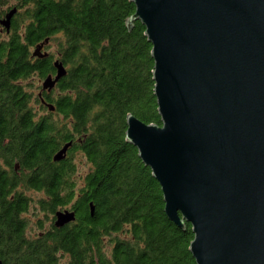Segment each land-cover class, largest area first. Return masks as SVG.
Returning <instances> with one entry per match:
<instances>
[{
    "label": "trees",
    "instance_id": "trees-1",
    "mask_svg": "<svg viewBox=\"0 0 264 264\" xmlns=\"http://www.w3.org/2000/svg\"><path fill=\"white\" fill-rule=\"evenodd\" d=\"M13 7L9 28L0 23L2 264H196L191 225L167 217L158 181L125 139L128 113L161 124L152 44L139 19L126 25L133 1L0 0V18ZM46 38L47 55L33 56ZM56 58L66 74L43 90ZM28 192L46 214L82 193L76 221L27 236L19 213Z\"/></svg>",
    "mask_w": 264,
    "mask_h": 264
},
{
    "label": "water",
    "instance_id": "water-1",
    "mask_svg": "<svg viewBox=\"0 0 264 264\" xmlns=\"http://www.w3.org/2000/svg\"><path fill=\"white\" fill-rule=\"evenodd\" d=\"M132 1L126 25L139 19L152 44L161 124L128 113L125 139L158 181L167 217L191 225L196 264H264V0ZM14 11L0 18L6 29ZM47 41L32 55H47ZM53 66L43 90L66 74L58 58ZM73 219L55 211L56 226Z\"/></svg>",
    "mask_w": 264,
    "mask_h": 264
},
{
    "label": "flooded vegetation",
    "instance_id": "flooded-vegetation-1",
    "mask_svg": "<svg viewBox=\"0 0 264 264\" xmlns=\"http://www.w3.org/2000/svg\"><path fill=\"white\" fill-rule=\"evenodd\" d=\"M1 30V29H0ZM81 180V179H77ZM27 198L23 202L24 210L19 213L20 217L23 219V229L27 236L33 238L36 234L40 235L47 229H49L52 224L55 226V214H46L39 207V204L35 199L39 196L38 193L28 192L23 194ZM83 198V194L80 192H74L68 203L64 207H61L58 210L68 209L74 211V219L67 222L65 225H70L72 222L76 221V211L72 208L76 205L81 204L79 199ZM57 211V210H56Z\"/></svg>",
    "mask_w": 264,
    "mask_h": 264
},
{
    "label": "rangeland",
    "instance_id": "rangeland-1",
    "mask_svg": "<svg viewBox=\"0 0 264 264\" xmlns=\"http://www.w3.org/2000/svg\"><path fill=\"white\" fill-rule=\"evenodd\" d=\"M48 48L47 49H49L50 51H54L55 50V44L54 43H52V44H50V45H48L47 46ZM74 161H75V163H76V167L78 168V170L80 171V172H83L84 170H85V166L83 165V158L81 157V156H76V157H74Z\"/></svg>",
    "mask_w": 264,
    "mask_h": 264
}]
</instances>
